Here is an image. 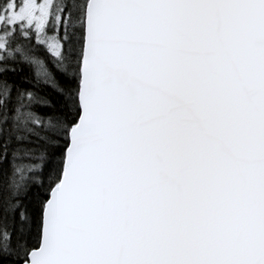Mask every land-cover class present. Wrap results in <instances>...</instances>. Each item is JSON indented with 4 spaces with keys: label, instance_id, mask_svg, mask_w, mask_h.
I'll use <instances>...</instances> for the list:
<instances>
[{
    "label": "snow or ice",
    "instance_id": "6c2138e0",
    "mask_svg": "<svg viewBox=\"0 0 264 264\" xmlns=\"http://www.w3.org/2000/svg\"><path fill=\"white\" fill-rule=\"evenodd\" d=\"M0 264H264V0H0Z\"/></svg>",
    "mask_w": 264,
    "mask_h": 264
}]
</instances>
